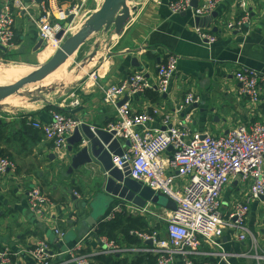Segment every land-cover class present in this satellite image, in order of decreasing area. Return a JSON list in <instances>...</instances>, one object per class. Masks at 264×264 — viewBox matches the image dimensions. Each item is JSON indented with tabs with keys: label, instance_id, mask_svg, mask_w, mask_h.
Instances as JSON below:
<instances>
[{
	"label": "crops",
	"instance_id": "obj_1",
	"mask_svg": "<svg viewBox=\"0 0 264 264\" xmlns=\"http://www.w3.org/2000/svg\"><path fill=\"white\" fill-rule=\"evenodd\" d=\"M78 1L80 5H75L80 10L87 6L88 0ZM93 1L86 8L87 13L82 16L80 24L71 27L77 20L75 17L65 38L71 30L75 33L99 9L102 0ZM172 1L159 0L161 4L156 5L150 0H132L129 4L134 9L131 21L121 36L117 37L112 31L91 35L71 59L41 85L46 88L38 95L15 96L1 102L0 154L15 164L14 173L0 174V248L9 250L11 264H36L28 252L40 242L46 243L54 254L72 248L82 240H85L84 253L94 255L100 252L103 245L99 238L104 237H96L94 232L98 224L110 222L105 219L116 204L100 190L102 177L99 168L93 171L83 167L69 172L75 147L67 143L63 160L57 159L51 141L28 126L27 116L46 124L50 121V112L55 111L87 127L107 129L115 121V110L103 103V89L121 85L135 73L155 84L158 65L168 56H175L178 58L177 71L165 98L155 89L156 97L142 94L128 98L133 112L151 115V129L164 131L162 121L165 115H174L177 121L189 114L188 128L192 137L205 134L223 136L238 125L249 127L264 122V0H247L250 20L240 33L225 30L226 23L236 22L241 17L237 0L220 2L212 15L202 18L204 22L199 25L215 38V43L210 46L198 37L196 24L189 13L171 14L168 5ZM192 1V5L199 7L205 0ZM21 2L25 10L11 9L13 47L0 49V61H9L7 57L11 56L21 59L28 54L38 57L42 51L35 52L41 39L38 19L43 15L44 3L42 0L41 4L30 0ZM49 4L57 7L54 0ZM8 6L9 0H0V12ZM51 22H56L54 17ZM84 51L83 58L77 62L78 54ZM240 68L252 70L262 78L259 87L263 103L256 108H252L240 94L239 85L234 80V74ZM57 72L59 76L51 81ZM55 82V87L51 88ZM190 94L194 95L196 103L187 109L183 100ZM154 109L159 115L152 114ZM120 144L125 152L127 147L122 142ZM70 147L72 151L68 150ZM169 154L165 156L169 157ZM32 187L39 188L49 201L40 217L35 216L28 206L27 193ZM247 195L246 185L232 181L221 194L223 215L227 217L236 205L245 203ZM249 208L245 219L249 233L246 240L239 241L230 230H225L220 239L221 250L232 264H264V207L261 202H251ZM152 210L157 213L159 209L153 207ZM144 218L150 230L153 223L158 222L154 217ZM162 224L159 233L164 237L165 224ZM55 228L66 235L62 243L56 240ZM115 246L126 253L112 257L126 258L129 250ZM200 252L207 254L212 249L202 246ZM242 254L247 257H239ZM64 259L59 257L55 262ZM173 264H183V261L176 256Z\"/></svg>",
	"mask_w": 264,
	"mask_h": 264
},
{
	"label": "built area",
	"instance_id": "obj_2",
	"mask_svg": "<svg viewBox=\"0 0 264 264\" xmlns=\"http://www.w3.org/2000/svg\"><path fill=\"white\" fill-rule=\"evenodd\" d=\"M150 1L156 5L161 4L159 0ZM222 1L205 0L193 9L192 0H173L168 8L172 15L189 13L193 20L202 19L212 15ZM9 2L10 6L5 7L0 14V46L5 49L13 47L15 37L11 9L25 10L21 0ZM237 8L241 17L236 22L226 23L225 30L229 32H243L249 23L247 0H237ZM79 9L78 5L63 10L49 3L42 5L43 15L38 19V24L43 42L46 45L52 43L56 51L62 43V40H56L57 34L62 30L68 15L76 17ZM51 17L55 18V23L51 22ZM195 32L209 46L216 41L199 26L195 25ZM177 64V57L168 56L158 65L155 84L142 74L135 73L121 85L103 89V103L115 110V121L106 130L115 132L114 137L119 142H129L123 156L113 158V166L123 171V166L128 165L131 180L173 202L176 209L171 212L157 207L159 210L155 213L152 208L156 206L151 204L139 209L130 203H121L115 205L106 221H112L116 215L124 213L141 217L152 216L156 221L164 223V237L155 230L150 233H131L145 245L129 252L152 256L155 264H173L176 256L182 259L183 264H192L190 258L200 256L215 260L214 264H232L221 250L220 239L224 231L230 230L237 235L239 241H245L249 234L245 228V219L250 203L261 202L264 207V122L249 127L238 125L223 136L212 137L205 134L192 137L188 128L189 114L177 121L174 115H165L162 121L165 130L160 131L149 127L152 117L148 113L133 112L128 101L119 106L124 96L129 98L142 95L147 90L156 89L160 95H166L177 71ZM261 79L258 73L247 68H240L234 74L240 94L249 101L252 108L263 103L259 87ZM183 103L189 109L196 103V99L190 94L184 98ZM152 114L157 116L159 112L154 109ZM25 119L29 127L51 141L53 154L59 160L64 158L67 140L82 126L81 122L55 111L50 112V121L46 124L31 116ZM168 152L169 157L165 156ZM14 172L15 164L0 157V174ZM232 181H240L242 185H246L248 195L245 203L236 205L225 217L221 211L220 198ZM27 201L30 211L39 217L49 205L47 197L37 187L28 191ZM53 233L58 243L66 238L57 228ZM100 241L103 249L94 255L83 252L85 240L58 254H54L46 243L40 242L28 255L36 264H94L92 257H112L125 252L111 242L104 239ZM202 246L212 249V252L201 253ZM10 256L8 249L0 248V264H11ZM59 257L65 259L55 262ZM239 257H247V254Z\"/></svg>",
	"mask_w": 264,
	"mask_h": 264
},
{
	"label": "water",
	"instance_id": "obj_3",
	"mask_svg": "<svg viewBox=\"0 0 264 264\" xmlns=\"http://www.w3.org/2000/svg\"><path fill=\"white\" fill-rule=\"evenodd\" d=\"M35 1L41 4V0ZM131 2L132 0H103L99 9L90 18L75 33L64 39L65 33L75 19L74 15H68L62 30L56 36V40H62L61 46L36 71L13 85L0 88V103L18 94L25 86L43 81L68 59H71V56L91 35L101 31L104 33L112 31L117 37L121 36L124 28L131 21V13L134 10L129 7ZM192 4L191 7L196 9L197 6ZM213 16L215 15L213 14ZM194 22L196 26H199L204 20L195 18ZM45 47L46 43L40 39L35 52L43 50ZM0 49L3 48L0 46ZM140 95L137 94V96ZM163 97L165 98V95ZM127 101L128 97H125L119 103V106ZM114 136L115 132H109L106 129L91 128L85 125L77 128L71 138L67 140V143L75 147L76 151L71 159L69 172L83 167L93 171L99 168L100 176L102 177L100 190L105 196L110 198V201H116V204L130 203L139 209L151 204L171 212L175 211L176 206L173 202L143 186L141 183L131 180L129 178L128 165L123 166V171L113 166V158H121L123 156L121 144ZM124 145L129 147V142L126 141ZM68 150L72 151V147L68 148ZM87 221L93 224L90 220ZM148 244L151 245V243Z\"/></svg>",
	"mask_w": 264,
	"mask_h": 264
},
{
	"label": "trees",
	"instance_id": "obj_4",
	"mask_svg": "<svg viewBox=\"0 0 264 264\" xmlns=\"http://www.w3.org/2000/svg\"><path fill=\"white\" fill-rule=\"evenodd\" d=\"M51 0H42L44 4H48ZM57 4L58 9L65 6L72 7L75 5L76 0H54ZM145 96L154 95L156 92L152 90H147L143 93ZM2 157L3 155L0 154ZM150 228L146 218L141 216H132L127 214H118L115 219L110 222L100 223L96 227L94 232L96 237H104L108 242H112L115 245L124 246L128 250L137 249L145 244H143L137 237L131 235L132 232L139 233H150ZM126 253V252H125ZM126 258L121 259L118 257H105L96 256L92 258L94 264H155V258L149 255H137L132 252H128ZM129 256V257H128ZM131 258V259H128ZM190 261L192 264H214L215 261L207 257H191Z\"/></svg>",
	"mask_w": 264,
	"mask_h": 264
},
{
	"label": "rangeland",
	"instance_id": "obj_5",
	"mask_svg": "<svg viewBox=\"0 0 264 264\" xmlns=\"http://www.w3.org/2000/svg\"><path fill=\"white\" fill-rule=\"evenodd\" d=\"M89 1V2H88ZM87 1V6L83 7L81 10L79 9V12L77 14V20H75V22L72 24L71 27H75V26H78L80 24V22L82 21L83 19V15L84 13L86 14L87 13V9L89 6H91L94 1L93 0H88ZM103 1V0H102ZM75 4H79L80 5V2L78 0L75 1ZM63 8H68V6H65ZM74 33V30H71L70 34H67L66 35V38L69 37L70 35H72ZM65 38V37H64ZM65 38V39H66ZM86 51V50H85ZM85 51L84 52H80L77 56V62H79L81 60V58H83V55L85 54ZM55 52H52L48 46H46V48H44L37 56L35 55H26L24 57H21V59L17 58V57H7L9 61H0V88L2 87H5V86H8L10 85H13L15 83H17L18 81H20L21 79H23L24 77H26L27 75L33 73L34 71H36L39 67H41L44 63H46V61H48V59H50L53 55H54ZM73 60L70 62V66L73 65ZM30 69H29V68ZM26 72V73H25ZM55 72V71H54ZM3 73V76H1ZM6 73V74H5ZM13 74V75H12ZM59 73H55L54 76L51 77V81L55 80L59 75ZM17 75V76H16ZM7 79H6V77ZM12 76V77H11ZM50 75L45 78L43 81L39 82V83H36V84H33V85H28V86H25L18 94H16L15 96L16 97H22L24 95H32V96H36L38 95L39 91H41V89H45L46 87L42 88L41 85L47 81V79H50L49 78ZM6 79V80H5ZM18 79V80H17ZM15 82V83H14ZM57 82L53 83L51 86V88L55 87L54 85H56ZM48 92V90H46V93ZM13 96V97H15ZM9 99V98H8ZM4 100L5 102L8 100ZM3 102V101H2ZM1 105V103H0ZM150 218H153L152 216H148V219ZM156 221V220H155ZM162 223H158V222H154L153 223V228L152 230H155V231H158L161 233L163 227H162ZM151 227V226H150ZM115 245V244H114Z\"/></svg>",
	"mask_w": 264,
	"mask_h": 264
},
{
	"label": "bare ground",
	"instance_id": "obj_6",
	"mask_svg": "<svg viewBox=\"0 0 264 264\" xmlns=\"http://www.w3.org/2000/svg\"><path fill=\"white\" fill-rule=\"evenodd\" d=\"M46 46H48V48H49L52 52H55V46H54L52 43H48ZM1 47H2V46H1ZM28 68H29V67H28ZM29 69H30V68H29ZM64 69H65V68H64ZM25 73H26V72H25ZM5 74H6V73H5ZM12 75H13V74H12ZM1 76H3V73H2ZM16 76H17V75H16ZM3 77H4V76H3ZM5 77H6V76H5ZM11 77H12V76H11ZM0 78H1V77H0ZM1 79H2V78H1ZM6 79H7V77H6ZM6 79H5V80H6ZM17 80H18V79H17ZM1 81H3V80H1ZM1 81H0V82H1ZM14 83H15V82H14ZM0 84H1V83H0ZM11 84H12V83H11ZM11 84H10V85H11ZM105 221H106V219H105ZM99 239H100V240H101V239L106 240L105 238H99ZM106 241H107V240H106ZM107 242H108V241H107ZM111 243H112V242H111ZM89 255H91V254H89ZM92 258H94V257H92ZM92 258H91V259H92Z\"/></svg>",
	"mask_w": 264,
	"mask_h": 264
}]
</instances>
